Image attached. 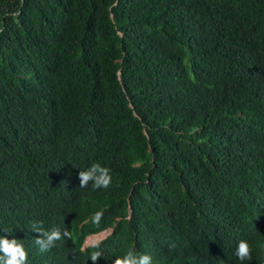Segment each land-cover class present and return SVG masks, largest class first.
<instances>
[{
	"label": "trees",
	"instance_id": "obj_1",
	"mask_svg": "<svg viewBox=\"0 0 264 264\" xmlns=\"http://www.w3.org/2000/svg\"><path fill=\"white\" fill-rule=\"evenodd\" d=\"M34 221L71 239L42 253ZM6 233L27 264H264V0H0Z\"/></svg>",
	"mask_w": 264,
	"mask_h": 264
},
{
	"label": "clouds",
	"instance_id": "obj_2",
	"mask_svg": "<svg viewBox=\"0 0 264 264\" xmlns=\"http://www.w3.org/2000/svg\"><path fill=\"white\" fill-rule=\"evenodd\" d=\"M198 131L199 129H193L192 134H195V132ZM78 180L81 189L87 188L91 185L93 190H106L112 183L111 169L102 166L100 163H93L87 168V170L79 171ZM102 215V212H96L92 217V221L98 223L102 218ZM31 229L32 232L38 234V238L35 239V244L39 247V250L42 253H46L56 247L58 241L71 239L70 231L62 230L60 227L46 229L42 221H34L31 224ZM105 231L108 233V236L112 233V229ZM8 235L10 234L6 233L0 235V264H27L28 253L24 246L15 238L8 239ZM95 235L88 237H93ZM88 237L85 238L84 243ZM99 243L92 246L82 247V249L96 246ZM234 255L237 257L240 264H244L245 261H251L252 249L249 243L246 240L239 241ZM102 256H104L103 251H95L91 254L90 261L92 264H97V261ZM111 264H153V258L149 254L139 252L134 247H130L123 255H118L111 260Z\"/></svg>",
	"mask_w": 264,
	"mask_h": 264
},
{
	"label": "rangeland",
	"instance_id": "obj_3",
	"mask_svg": "<svg viewBox=\"0 0 264 264\" xmlns=\"http://www.w3.org/2000/svg\"><path fill=\"white\" fill-rule=\"evenodd\" d=\"M108 236V233H106V231L95 235L93 237H88L83 245V247H87V246H92L95 245L97 243H99L100 241H102L103 239H105Z\"/></svg>",
	"mask_w": 264,
	"mask_h": 264
},
{
	"label": "water",
	"instance_id": "obj_4",
	"mask_svg": "<svg viewBox=\"0 0 264 264\" xmlns=\"http://www.w3.org/2000/svg\"><path fill=\"white\" fill-rule=\"evenodd\" d=\"M110 233H111V231H110Z\"/></svg>",
	"mask_w": 264,
	"mask_h": 264
}]
</instances>
